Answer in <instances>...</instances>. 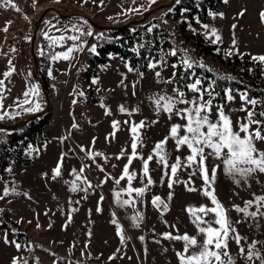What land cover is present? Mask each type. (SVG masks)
I'll return each instance as SVG.
<instances>
[{"label":"rangeland","instance_id":"1","mask_svg":"<svg viewBox=\"0 0 264 264\" xmlns=\"http://www.w3.org/2000/svg\"><path fill=\"white\" fill-rule=\"evenodd\" d=\"M170 1L156 0L150 4L149 0H87L86 3L84 0H10V3L0 0V80H5L7 89L3 92V111L7 115L0 122L12 123L43 110L48 105L47 96L51 105L44 111L50 112V118L41 133L34 134L30 140L19 139L3 150L6 165L0 170V196L5 189L9 195L0 199V264H180L177 253L184 251L183 243L167 239V234H188L202 239L186 211L190 206L212 207L202 194L205 185L199 172L192 176L191 169H181L177 173L180 182L169 188L170 177L164 175L165 169L154 156L149 163L153 184L147 186L142 198L127 195V178H120L132 153L130 127L132 123L144 122L145 127L140 131L143 146L138 145L137 154L146 159L155 145L169 136L173 125L185 123L175 113L171 119L164 112L157 115L150 99L156 94L178 98L173 91L178 89L186 99L199 98V93L189 88L199 80V87L212 92V96L205 92L203 97L204 101L211 100L210 119L215 121L217 108L223 107L235 131H239L240 123L247 122L248 111L255 114L256 105L242 97L257 103L259 97H249L245 89L239 88H226L222 96L212 80L203 85L200 77L187 88L178 87L173 80L177 64L169 62L174 48L159 50L144 71L133 68L129 59L112 51L104 55V63L98 62L102 54L96 42L101 33L97 25H122L140 19L152 9L149 19L155 10L169 9L177 0L162 6ZM220 1L218 11H212L206 0H186L188 7L178 12H163L168 13L164 24L186 55L181 63L186 67L183 60L190 57L191 62L226 73L237 65L233 60L237 55L240 59L235 73L238 75L243 74L246 54L254 72L258 64L264 66L253 59L264 56V0ZM194 8L198 13L192 14ZM200 15L206 17L205 21H201ZM73 24L81 25L92 35L76 42L80 50L72 53V59L52 60L51 49L57 47L54 53L65 52L73 42L66 40L64 47H49L45 33L51 37L76 35L57 31L65 26L71 28ZM211 29L221 37L219 42L215 41ZM161 33L157 23L143 29L134 37L135 47L153 50L155 41L162 38ZM214 44L216 48H209ZM47 55L50 61L47 72L51 75L45 88L40 84L38 73L44 68ZM11 68L15 71L5 79L4 73ZM33 86H38L39 96L27 99L38 102L40 110L29 112L27 109L34 105L22 102L26 99L24 93ZM229 94L231 100H228ZM218 96L223 99L219 101ZM121 106L125 112L120 111ZM185 107L188 106L176 104L177 109ZM253 119L261 120V124L252 125L250 131L259 128L264 133V117L253 116ZM114 121L119 122L118 130L113 128ZM256 145L264 151V142L257 141ZM165 147L170 154V165L178 156L183 161L189 155L186 146L177 151L172 139H168ZM208 151L205 149V154ZM61 163V175L54 179V170ZM206 164L210 170L219 165L215 194L235 229L228 238V251L235 264H262L264 215L260 213H264V207L257 208L255 197L264 196V173L256 172L246 180L237 176L236 180L240 181L237 184L225 174L219 160L209 156ZM129 171L136 172L133 188L147 185L140 159L132 161ZM74 172L80 175L79 180ZM73 182L76 191L71 190ZM117 192L121 193L120 200L135 199V204L120 206ZM157 196L168 204L167 210L153 206L152 199ZM247 201H253L248 212H257L255 217L235 210L236 206L246 207ZM137 215L142 217L141 221L133 220ZM117 224L123 229V242ZM236 234L242 237L239 244L233 238ZM252 244L260 259L245 258ZM240 248L245 250L243 255Z\"/></svg>","mask_w":264,"mask_h":264},{"label":"snow or ice","instance_id":"2","mask_svg":"<svg viewBox=\"0 0 264 264\" xmlns=\"http://www.w3.org/2000/svg\"><path fill=\"white\" fill-rule=\"evenodd\" d=\"M10 3V0H6ZM59 2V0H57ZM86 3L87 0H84ZM149 3H156V0H149ZM12 7H16L12 5ZM138 11V9H136ZM16 11H19L16 8ZM264 17V14H262ZM86 25L87 22L85 21ZM53 27H56L53 25ZM207 27V26H205ZM7 27L4 29L7 32ZM57 31L64 32H74L76 35H61L59 37H51L45 33V39L50 41L49 47L60 46L64 47V42L66 40L72 41L73 45L67 47L65 52L54 53L51 55L52 60H70L72 59V53L74 51L80 50L77 47L76 42L81 40L83 36H91V31H85L81 25L73 24L71 28L65 26L63 29L57 28ZM212 36L215 37V41L219 42L221 37L217 35L215 29H211ZM93 52L95 48L91 49ZM14 51V49H13ZM44 52L41 51V55ZM231 53H229L230 55ZM172 55H176V52L173 51ZM253 59L264 63V56L253 57ZM183 63L191 68L193 65L191 63V58L186 57L183 60ZM202 66V65H201ZM14 68H11L10 71L4 73L5 79L10 77ZM129 71H132L129 68ZM51 75V73H49ZM159 77V73H157ZM95 82V81H94ZM171 83L172 81H167ZM200 81L197 80L189 88L194 93H199V98L193 97L191 100L185 98V94L178 89H174L176 97H170L166 95L156 94L151 97L157 115L160 112L167 113L169 119L172 118L173 113L178 116L181 120L185 121L184 124H175L170 128L169 136L165 137L164 140L158 142L154 149L153 153L150 154L146 159L143 156H138L137 147L143 146L142 137L140 134L141 129L145 127L143 121L139 124L132 123L130 131L132 134V153L128 157V164L123 169V174L120 179L127 178L128 187L126 189L127 195L132 197L135 194V197L142 198L146 191L148 190V185L153 184V180L150 175L149 163L153 160L155 156L157 158V163L162 165L165 169L164 175L170 177L169 188H172L173 184L179 183L180 181L177 178V173L181 169H191L190 175L194 176L197 172L200 173L201 179L204 182L205 187L201 190L203 196L208 198L211 202L212 207L208 206H190L186 209L190 217L192 218V223L197 227L199 236L202 239L198 240L196 236H190L184 234L181 236H172L167 234L166 238L170 240H178L183 243L184 251L182 253H177L180 264H235V260L228 251V238L230 234L235 233V229L232 226V221L228 217L227 210L224 208L223 204L219 201L218 197L215 194V182H216V172L219 165L213 166L211 170L209 169L206 161L209 156L214 160H219L224 166V172L226 175L231 177L237 184L240 183L239 180H236V177L239 176L243 179H247L252 174L256 172L264 173V151L258 149L256 142H264V133H262L259 128L254 131H250L252 125H260L261 120L253 119L254 113L248 111L247 113V122L239 124V131L233 129V122L228 114L225 113L223 107L217 108V119L215 121L210 119L211 114V100L204 101L203 97L205 92L209 96H212V92L207 89H202L199 87ZM7 90L5 86V80H0V119H3L7 113L3 111V92ZM26 99L22 102L23 104H33V107L27 109L29 112H36L40 110V104L34 102L27 97L30 96H39L38 86H33L28 91L24 93ZM246 100L247 103L256 105L257 101L247 100L246 97H242ZM232 96L228 95V100H231ZM184 104L188 107L177 109L176 104ZM247 111V109H242ZM121 112H125L126 109L121 106ZM130 114V113H129ZM264 117V112L259 114ZM125 123H128L127 121ZM119 122H113V128L117 129ZM183 131V135L181 132ZM241 133L244 135L241 136ZM168 139H172L175 142L176 150L179 151L182 146H186L189 150V155L186 156L183 161L178 156L174 163L169 164L170 154L166 150V144ZM205 149H208V153L205 154ZM84 149H82L83 151ZM95 155H100L96 153ZM121 158V157H118ZM134 159H140L142 161V172L143 178L147 179V185L143 188H133L132 181L136 178L135 171H129V167ZM61 165H59L54 170V179L61 175ZM170 169V172L168 171ZM83 169H81V172ZM76 179L79 180L81 177L79 174H76ZM116 183L119 184L120 180H116ZM190 183V181L188 182ZM91 185H89L90 187ZM72 191L77 190V186L73 182ZM86 191V189H83ZM189 191H197L195 188H188ZM9 195L7 189H5L3 196H0V199H3L4 196ZM117 198V203L120 206L125 205H134L135 199L132 200H120V192L115 193ZM171 199V194L169 195V200ZM152 204L156 208L163 206L165 210L168 208V204L165 203L160 197H154L152 199ZM255 204L257 208L264 207V196L255 197ZM253 205V201H247L246 207L240 208L236 206L235 210L239 213H243L246 216L255 217L257 212H248V207ZM264 215V213H260ZM134 221H141L142 217L137 215L133 217ZM113 223H117L113 221ZM203 225V226H202ZM135 226H139L136 224ZM118 234L120 235L121 242L124 241L125 237L123 235V229L117 224ZM237 244L240 243L242 237L236 234L233 237ZM19 248V245H17ZM255 244H252L249 247L248 254L245 257L247 260H252L255 256L257 259H260L259 252L255 251ZM245 250L240 248V253L243 255ZM264 264V261H262Z\"/></svg>","mask_w":264,"mask_h":264},{"label":"trees","instance_id":"3","mask_svg":"<svg viewBox=\"0 0 264 264\" xmlns=\"http://www.w3.org/2000/svg\"><path fill=\"white\" fill-rule=\"evenodd\" d=\"M186 0H177L171 8L155 10L154 15L146 19L145 21L128 26L124 29H111V28H101L100 34L96 39V42L99 46V52L102 56H98V62L104 63V55L112 51L117 53L124 59H129L131 66L133 68H138L140 70H146L148 61L151 58H156L159 50H165L168 48H174L176 55H171L169 58L170 63H176V72L173 78L176 85L180 88H187L188 84L194 82L197 77L203 81V85H206L209 80H212L214 83V88L218 93H221L222 96L225 95L226 88H239L245 89L249 97H259V103L255 106V117H259L258 113L264 111V66L258 64L254 72H251L252 61L248 55H243L244 61L242 63L243 74L235 73L237 70V65L239 64V57L235 55L233 60L237 61V65L234 66L230 72H221L214 70L210 67L202 65L197 61L191 62L192 67H184L181 63V58L185 57L184 51L179 48L174 40L172 33L167 25L164 24L163 20L168 16V13H171L170 10L174 12L180 11L181 8L186 7ZM206 3L212 11H218L222 5L220 0H206ZM192 5L189 4V7ZM188 7V6H187ZM195 9V8H194ZM165 10H168V13H163ZM197 9L192 11V14H196ZM201 21H205V16L200 15ZM157 23L159 30L162 32V38L155 41L156 45L153 50H147L145 47L136 48L135 47V35H138L142 32L143 29L149 28L151 25ZM216 44L209 48H216ZM56 48L50 50L49 54H53L56 51ZM44 68L39 71L38 78L40 84L45 88H48L50 79L47 72V68L50 64L49 55L45 56ZM202 65V66H201ZM217 98V97H216ZM219 101L223 97H219ZM217 98V99H218ZM50 112H44L37 115L35 118L30 119L24 124L16 128H0V170L6 165V155L3 151L7 149L9 145L19 139L30 140L33 138L34 134L41 133L42 127L49 121Z\"/></svg>","mask_w":264,"mask_h":264},{"label":"water","instance_id":"4","mask_svg":"<svg viewBox=\"0 0 264 264\" xmlns=\"http://www.w3.org/2000/svg\"><path fill=\"white\" fill-rule=\"evenodd\" d=\"M174 1H175V0H171L170 3L165 4V5H162V6H165V7H166V6H169V5H171ZM152 13H153V10L151 9L150 11L146 12V13H145L140 19H135V20H132V21L126 22V23H124V24H122V25H114V26H99V25H97V27L100 28V29L103 28V27H105V28H111V29H124V28H126V27H128V26L135 25V24H139V23L143 22V21L146 20V19L149 17V15H151ZM47 99H48V105H47V107L44 108L43 110H41V111H39V112H37V113H35V114H31L30 116H27V117H24V118H22V119H19V120H17V121H14V122H12V123L0 122V128H16V127H18V126L24 124L25 122L29 121L30 119L35 118L37 115L43 113L44 111H46L48 108L51 107L49 96H47Z\"/></svg>","mask_w":264,"mask_h":264}]
</instances>
